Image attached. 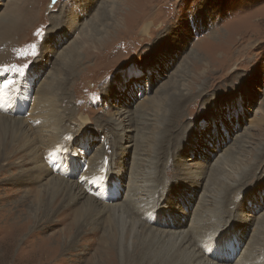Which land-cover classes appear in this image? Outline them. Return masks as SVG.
<instances>
[{
    "label": "rangeland",
    "instance_id": "rangeland-1",
    "mask_svg": "<svg viewBox=\"0 0 264 264\" xmlns=\"http://www.w3.org/2000/svg\"><path fill=\"white\" fill-rule=\"evenodd\" d=\"M103 21L108 33L102 31L103 37L97 39V27ZM149 22L150 34H143L142 27ZM62 28L70 34L61 41ZM161 32L171 33L165 51L170 49L169 53L159 52L153 59L157 72L137 78L135 73L148 63L145 57L152 53ZM175 36L183 41L176 42ZM74 42L81 48L73 78L64 89L58 84L57 105L34 115L33 98L45 82L51 76L67 77L62 74L63 60L58 56L62 51L67 53ZM174 42L177 46H172ZM55 49L59 51L53 53ZM10 54L13 57L8 66L0 68V98L5 102L0 99V264H141L140 259L147 263L146 255L154 252L150 247L161 253L168 251V239L153 243L149 228L177 232L183 228L154 224L152 202L160 194L155 175L159 173L164 183H170L177 159L173 154L184 144L171 150L170 168L165 169L163 154L159 156L151 147L164 120L153 125L133 120L131 136L123 144L135 146L123 156L109 119L114 105L131 110L135 119L139 101L128 106L125 103L132 90L137 95L147 83L145 93L149 94H143L142 100L148 95L160 97L159 90L166 83L169 92L191 94L196 89L185 104L180 124L195 118L202 124H192L184 132L186 137L198 129L200 140L216 138L210 149L215 148L218 135L221 140L229 137L230 158H225V170H219L215 178L218 184L213 186L219 201L227 184H234L235 174L244 176L258 168L254 180H247L244 200L233 214L236 217L219 228L216 222L220 219L210 218L209 212L201 211L209 219L197 223L196 196L191 198L180 184L164 188L167 193L160 195V209L166 221L173 224L172 217L168 219L173 211L179 215L185 212L191 215L189 220H195L193 225L200 227L194 242L182 246L179 240L175 250L169 249L182 261L176 264L184 261L181 247L193 249L197 263L201 258L214 264L264 262V0H0V56ZM125 74L131 76L128 89L111 95L110 88ZM9 81L13 83L3 88ZM202 89L205 93L200 97L198 91ZM216 111L218 135L214 122L204 126L208 122L205 117ZM19 120L24 122L22 127ZM157 122L160 126L154 129ZM51 134L59 140L52 142ZM138 136L146 143L134 144ZM243 139L242 144L247 145L237 154ZM204 145L199 150L205 151ZM36 158L48 164L49 173L44 174L33 162ZM188 164L185 172L197 167L193 162ZM118 168L124 172L119 179ZM211 169L206 171V181ZM219 177H225L226 182ZM117 179L123 189L116 187L115 191L112 186ZM182 180L187 181L185 175L176 177L175 182ZM116 192L119 199H108ZM118 203L124 206L116 210L110 206ZM104 204L109 207L105 209ZM129 206L136 212L141 209V221L151 217L147 219L150 223L145 221L147 227L139 219L133 229V219L138 217ZM209 209L217 211L216 205ZM240 236L243 239L237 241ZM140 246L137 253L135 249ZM229 252L230 260L223 262ZM246 252L250 260H246Z\"/></svg>",
    "mask_w": 264,
    "mask_h": 264
},
{
    "label": "bare ground",
    "instance_id": "bare-ground-1",
    "mask_svg": "<svg viewBox=\"0 0 264 264\" xmlns=\"http://www.w3.org/2000/svg\"><path fill=\"white\" fill-rule=\"evenodd\" d=\"M106 10H108V7H106ZM102 13L103 12H101V10H100V14H102ZM10 17L8 18L9 20H10ZM13 17L14 16H12V18ZM13 21H15V19ZM94 21H95V19H94ZM94 21L92 20V23ZM11 22H12V19H11ZM151 25H152V22H149V23L145 24L142 27L143 34H150ZM63 28L59 31V33L62 32ZM97 30L100 31V33H97L98 34L97 35V39H101L103 37L102 31L104 33L105 32L108 33V31H106V23L104 21L97 27ZM68 34H70L69 31H66L64 29V31L61 33V41H62V39H65V37L68 36ZM170 36H171V33H166L165 34V33L161 32L158 35V37H157L158 39L155 42L153 41L154 42V47L152 48V53L148 54L145 57V60H148V63L147 64L143 63L144 65H143V67H141L142 70L137 71L135 73L137 78L145 76V75L150 76V75H153L154 71L155 72L158 71V66L157 65H153V59L156 58V55L159 52H161L162 54H165V53L168 54L169 53L170 49L167 52H165V51H166L167 44L170 42ZM180 38L181 37L175 36V38H173V39H175L176 42H177V39H179L180 42H182L183 39H180ZM176 42H174V45H172V46H177ZM76 44H77L76 42L71 43L70 46H69V47H71V49H68V50L66 49L67 53H64V51L60 52V55H62V56H60V55L58 56L59 58H61L63 60L62 74L67 75V77L65 79H63L64 81L62 79H60L61 77L51 76L49 81L45 82L46 85H43V87L40 88V90L38 92V96H35L34 98L32 97L33 100H34V103L32 105V110H33L32 113L34 115L42 114L43 112L48 111V109L52 108L53 105H55V104L57 105L56 100H57L58 96H57L56 90L59 87H61L62 85H63V89H64L66 84L69 82V79L71 77L73 78V74L76 72V64L78 62L77 60H75L76 59V54L78 52V49L81 48V45L79 46V45H76ZM55 46L59 47L60 44L58 42H56ZM55 50L53 51V53H57L59 51V49H57L56 51ZM45 52H44V55L47 54V50ZM163 52H165V53H163ZM153 54H154L155 57L153 56ZM12 57L13 56L11 54L9 56H6V58H8V59H6L5 57L2 58L0 56V68H6V66H8V63H9L7 61H9ZM41 71H42V69L39 72H41ZM130 77L131 76H127V74H125V76L120 80V82L116 83L114 86H112L110 88L109 93L111 95L115 96L122 89L123 90L124 89H128L129 85L127 84V82L129 81ZM31 81H33V77L31 79ZM58 84H59V87H58ZM146 86H148V83L146 85H143L142 87H140L141 92L139 94H137V95H136V90H132L131 91L132 92L131 93V98L127 99V101H126L127 103H125V104H127L126 106H128V104L129 105L137 104V102L139 101V103L136 106L137 107L136 113H137V111L139 113L136 115L135 119H134L133 113H131V110L123 109V106H117V105H114V111H113L112 114H110V118L109 119H110L111 125H114L115 128H116V129L115 128L113 129V131H114L113 135L118 137L117 141L120 143L119 144V149H120L119 151H121V154L123 156L126 154V151H127V149L129 147L132 148V147L135 146V145H131V144L130 145L123 144L124 141H125V143H127L129 137L131 136L130 135V133L132 132L131 125L134 124L133 120L136 121L137 123H143V124H146V125H153V124H151L152 122L155 123V121H163L164 120L163 125H162L163 127L161 128L159 135H154L153 136V143L151 144V147L154 146V149H155L154 151L156 153H158L159 156H161L163 154L161 156V159L162 158L165 159V162H164V164L166 166V167H164L165 169L166 168H168V169L170 168V166H168L167 163H168L169 157H170V155L172 153L170 155H169V153L174 151V150H177L180 147L181 144H184V147H183L182 150L177 151V154H176V152L173 154V155H175V157L177 159H175L174 163H173V167L172 168L174 170V172H173L174 176H172V178H170L171 179L170 183L165 182V183H167V184H165L163 182L162 178H161L162 175L160 176L159 173H157L155 175V181H156L155 185H156L157 189H160V194H157L158 198L155 196V198H154L155 200L152 202L153 211L151 213V217L153 218L155 225H159V226L167 225L169 227V229L173 228V227H179V228H183V229L177 232V231H168V229L166 231L165 228H160V227L149 228V229L153 230L152 231V235L154 237L150 236L151 237V241L153 243H155L156 241H162L165 238H167L168 240L166 242L170 245L171 250L172 249L175 250V247H176V245H178L177 243H179L178 242L179 240H180V242H182L181 243V245L183 244L182 246H184V244H186V242H189V241L194 242L196 234L198 233V229H200V227L197 224L193 225L195 220L193 218H191L189 220V217L191 215L189 214L187 216V214H185V212L183 214L179 215V214L176 213V211H173V212H171V214H170V216L168 218V219L171 220V217H172V223L173 224H171V222L166 221L165 213H163L162 210L160 209V204L163 201V198H160V197L161 196L164 197L166 195V193H167L164 188L169 187V186L172 187V185H175V183H176V185L180 184V187H182L184 190H188L189 191L188 195L191 196V198L196 196L195 199H197V201H198V206H197V209L194 212H195L197 223H201V220L205 221L206 219H209V218H207L206 215H204V213L203 214L200 213L201 211L206 212V213L209 212L210 216H211L210 218L216 217L217 221L220 219L219 220L220 222H216V224H218V227L217 226L216 227L219 228V227L227 225L229 223L228 220H231V219L236 217V216L233 217V214L237 210V208H239L241 206V202L244 200L243 192L246 189V187L248 186L247 180L248 179L254 180L258 168L257 169L254 168L253 170H251V172H249L250 174L248 172H246V174H244V176L242 174H241L242 176H237V174H235V176H234V181H235L234 184H232L230 182H229V184H227V186H226L227 190H226V192L223 195V200L219 201V198H218L217 194H215V192L213 190V186H215V184H218V182H216L215 178H217V176L219 174L218 173L219 170L220 169H224L223 168V166H224L223 164H225L224 163L225 162V158L226 159L230 158L229 152H227V149L229 148V146H228L229 144L226 143V141L228 140L229 137L227 136V138L225 137L224 140H221V134L218 135V127L216 125L217 119H218V116H219V112L218 111H220L222 105L217 108L218 111H216L214 113H210V114H208V116L205 117V119H208V122L207 123L205 122L206 124H204V126L207 127L209 122L210 123L214 122V124L217 127V129L215 128V131L217 132L215 134L218 135V138L220 137L219 141H217V144H216L215 148H211L210 149L208 146L212 145L216 138L214 140H213V138H207V139H204V140H200L199 137H201V135L198 132V129L193 130L190 133V136H188V137H186L185 136L186 133H184L187 129L191 128L192 124L200 123L201 122L200 118H195L194 120H190L189 121V122H191L190 124H189L188 120L184 121L183 123L180 124V121L183 118L185 104H186L187 100H189L191 98V95L193 94V92L196 91V89H192L191 90V94L188 93V91H186V92L181 91L180 93H175L176 91L169 92V84L166 83V86L160 88V90H159V92H161L160 94H162V95H160V97L155 98V97H152V96L148 95V96L144 97L143 100H142L141 97H143V94H149V92L145 93L146 92ZM182 86L185 87V84H183ZM184 89H186V88H184ZM202 91H203V89L201 91H198L200 97L203 96V94L205 93V90L203 92ZM57 92H58V90H57ZM124 93H125V91H124ZM170 95H172V96H170ZM138 97L141 98V99L139 100ZM135 100H136V102H134ZM191 101H192V99H191ZM1 102H2V99H1ZM202 102L207 104V103L211 102V100H209L208 102H205V101H202ZM2 103H5V102H2ZM223 104H224V106H228L227 103H223ZM190 105H191V103H190ZM155 109L157 110L156 112H154ZM212 117H214V118H212ZM127 122H128V126H127L128 128L126 127V123ZM18 123H19L20 127H22V125L24 124V122L21 121V120H19ZM201 124H202V122H201ZM154 125H156V127L154 126V129L157 128L158 126H160L159 122H157ZM38 127H40V126H38ZM40 136H42V135H40ZM215 137H217V136H215ZM57 139L59 140V138L55 134H51L52 142L56 141ZM243 142H244V139L241 141V143L238 144V147L235 150V152L237 154L241 153L243 148L247 145V144H242ZM112 143H114V139L112 140ZM145 143H146V141L144 140V138L140 137V136H138L136 138V143L134 142V144H145ZM203 144H205L204 145L205 151L199 150V147L202 146ZM48 156H50V155H48ZM189 156L190 157L192 156V158H187ZM165 157H167V158H165ZM41 159L40 158L33 159V162H36L38 164V167H41V171L44 174H47V173H49L48 167H47L48 164L46 165L44 162L41 161ZM189 161L197 164V167L195 169H190V170L188 169L185 172L184 171L185 170V166L189 167V164H188ZM49 162H51V161L49 160ZM212 162H215V163L212 164ZM209 167L212 168L211 169V174H210L209 179L206 181V171H207V169ZM227 168L230 169L229 166ZM118 171H119V173H117V178L119 179L122 176H124V172H123V170L121 168H118ZM88 174H89V172H88ZM183 175H185V179H187V181H183L182 180L183 182L182 181H176L175 182L176 177H180L181 178ZM166 176L167 175H165L164 177H166ZM118 179L114 183V185L112 186V188L115 191H116V187L123 189L122 185L119 186ZM219 179L221 180L222 183L226 182V178L225 177H223V178L219 177ZM205 181H206V184H204ZM95 182H97V181L95 180ZM74 184H75V182H74ZM71 187L73 188L72 185H71ZM200 193H201V197L199 198L198 194H200ZM112 194H109L107 196L108 199H111L112 201L115 200L116 198L119 199V195L117 196V194H118L117 192H116L114 198H111ZM76 197L77 196H74V198H76ZM130 205H132V204H130ZM213 205H216L217 211H213V209H209L210 206H213ZM110 206H112L113 209L116 210L119 207H123L124 204L118 203V204H113V205H110ZM107 207H109V206L104 204V208L107 209ZM130 208L133 210V212L138 217L135 220L134 217H136V216L132 212V214L134 215V217H133L134 219H133L132 225H133V229H135L136 226H137V222H139V219L141 221V219L143 218V213H142L141 209H138L137 212H136L133 209V207L129 206V209ZM125 209H126V207H125ZM102 211H104V209ZM106 212H107V210H106ZM124 215H126V214H124ZM151 217L147 218V219L152 220ZM147 219L146 220L144 219V221L143 220L141 221L145 226L148 225V223H150ZM145 221L148 222V223L145 224L146 223ZM148 227H151V226H148ZM213 227H215V226H213ZM115 234H117V233H115ZM205 235H207V234H205ZM209 236L211 237L212 235L209 234ZM254 237H256V235H254ZM242 239H243L242 236H240L237 241H241ZM144 240H145V238H144ZM108 246H110V245H108ZM112 246H113V244H112ZM141 248H142V246H140L139 249L136 248L135 251H137V253H138V252L141 251ZM178 248H180V247L178 246L177 249ZM187 248H189V247H187ZM187 248L182 250V247H181V250L178 249L180 251V253H181L182 258H184L183 264H214V263H211L210 260L203 261L204 259H202V258L199 260L201 262L197 263L198 261H195V259H193L194 257H197V254L195 253V251L193 249H191L192 251H188ZM144 249H146V247ZM150 249H153L154 252H152V253L148 252V254L146 255V257H147L146 260H148L147 263L144 262V258L140 259L141 264H176L177 262H179V260L181 261L180 258L179 259L176 258V255L171 254L169 249H168L167 252L164 251L165 253L159 252L158 251L159 249H157V248L150 247ZM257 250H258V248H257ZM135 251H133V252H135ZM250 251H252V250L250 249ZM231 255H232L231 252L226 254V258L227 259H225L223 262L227 263L230 260L229 258H230ZM263 255H264V253H263ZM153 258H155V259L153 260ZM134 259H135V257H134ZM247 259L250 260L248 252H246V260ZM246 260H245V263H246ZM253 260H254V258H253ZM154 261H156V262H154ZM252 263H254V262L252 261ZM180 264H182V263H180Z\"/></svg>",
    "mask_w": 264,
    "mask_h": 264
},
{
    "label": "snow or ice",
    "instance_id": "snow-or-ice-1",
    "mask_svg": "<svg viewBox=\"0 0 264 264\" xmlns=\"http://www.w3.org/2000/svg\"><path fill=\"white\" fill-rule=\"evenodd\" d=\"M12 83H13V81H9L8 83L3 84V88H8L9 85L12 84Z\"/></svg>",
    "mask_w": 264,
    "mask_h": 264
}]
</instances>
